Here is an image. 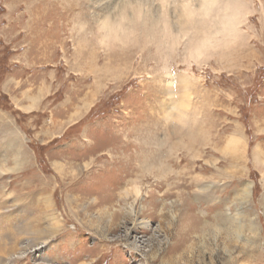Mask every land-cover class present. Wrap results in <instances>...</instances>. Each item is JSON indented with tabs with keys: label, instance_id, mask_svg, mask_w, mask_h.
I'll use <instances>...</instances> for the list:
<instances>
[{
	"label": "rangeland",
	"instance_id": "obj_1",
	"mask_svg": "<svg viewBox=\"0 0 264 264\" xmlns=\"http://www.w3.org/2000/svg\"><path fill=\"white\" fill-rule=\"evenodd\" d=\"M210 3L0 0V264H264V0Z\"/></svg>",
	"mask_w": 264,
	"mask_h": 264
},
{
	"label": "bare ground",
	"instance_id": "obj_2",
	"mask_svg": "<svg viewBox=\"0 0 264 264\" xmlns=\"http://www.w3.org/2000/svg\"><path fill=\"white\" fill-rule=\"evenodd\" d=\"M103 1V0H102ZM178 1H182V8L185 10L186 13L190 14V13H195L197 11H200V16L202 15H207L208 14V7L211 4L210 2H213L214 0H200L202 2V6L200 4V7H197L194 3V0H173V3H176ZM172 7V0H161V8L160 10L162 11V14L165 12L169 11V8ZM121 13V12H120ZM136 14V18H140L142 17V11L140 10L139 12L135 13ZM173 15V14H172ZM128 16L126 14H122L121 16V20L117 23L112 22L109 18L104 19V21L101 22V27L103 26V29H106L107 34H118L119 30H123L124 29V21L126 20ZM158 20H160L159 16H158ZM175 22V21H174ZM173 22V23H174ZM238 24V23H237ZM231 26V25H229ZM238 28V27H237ZM236 28V23L234 22V32L235 30H237ZM239 30V29H238ZM233 32V33H234ZM237 32V31H236ZM232 33V32H231ZM235 35V34H234ZM237 35V34H236ZM175 36V35H174ZM236 37V36H234ZM177 38V37H176ZM106 39V38H105ZM178 39V38H177ZM206 41V40H204ZM202 42L196 46H194L193 48H191L190 50V54L191 57H197L198 59L203 55L204 49L206 48V43ZM197 60V59H196ZM243 141V140H242ZM149 143V142H148ZM152 143V142H151ZM150 144V143H149ZM153 144V143H152ZM142 145V144H141ZM241 144V140L240 138L236 137V136H231L228 141H227V147H229L230 149H234L235 151H241L244 150V146ZM241 149H240V147ZM137 147V146H136ZM135 147V148H136ZM155 148V147H154ZM138 149V148H136ZM141 149V148H140ZM153 150V149H151ZM136 153V152H135ZM149 154V153H148ZM243 154V153H242ZM156 155V154H155ZM143 157V156H142ZM138 158V157H137ZM132 159V158H131ZM152 159V158H151ZM136 160V158H135ZM157 160V159H156ZM131 161V160H130ZM130 163V162H129ZM154 164V163H153ZM131 165V164H130ZM143 165V164H142ZM144 166V165H143ZM155 166V165H153ZM140 167V166H139ZM143 169V168H142ZM141 169V170H142ZM127 195H132L135 199L137 197L140 196L141 194V186L139 183H135L131 188L127 189L126 191Z\"/></svg>",
	"mask_w": 264,
	"mask_h": 264
}]
</instances>
